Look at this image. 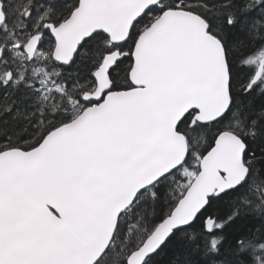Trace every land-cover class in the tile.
<instances>
[{
    "label": "snow or ice",
    "instance_id": "snow-or-ice-1",
    "mask_svg": "<svg viewBox=\"0 0 264 264\" xmlns=\"http://www.w3.org/2000/svg\"><path fill=\"white\" fill-rule=\"evenodd\" d=\"M0 264H264V0H0Z\"/></svg>",
    "mask_w": 264,
    "mask_h": 264
}]
</instances>
